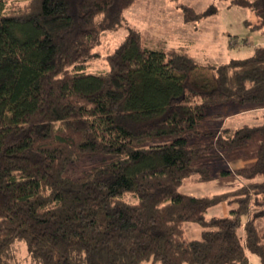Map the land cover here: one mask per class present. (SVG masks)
<instances>
[{"label": "trees", "instance_id": "obj_1", "mask_svg": "<svg viewBox=\"0 0 264 264\" xmlns=\"http://www.w3.org/2000/svg\"><path fill=\"white\" fill-rule=\"evenodd\" d=\"M19 1L0 0V264H15L20 241L34 264H264V111L261 124L224 127L214 142L198 131L217 103L264 108V47L201 65L206 76L185 47L149 49L131 30L107 69L89 72L101 33L137 0ZM171 1L186 23L207 14ZM229 5L264 26V0ZM255 135L234 187L180 191L214 180L211 160ZM222 203L226 214L206 218Z\"/></svg>", "mask_w": 264, "mask_h": 264}, {"label": "rangeland", "instance_id": "obj_2", "mask_svg": "<svg viewBox=\"0 0 264 264\" xmlns=\"http://www.w3.org/2000/svg\"><path fill=\"white\" fill-rule=\"evenodd\" d=\"M25 0H20L22 3ZM230 0H178L179 3L192 7L202 16L195 22L186 23L181 10L171 0H137L124 11L123 19L116 30L101 33V41L95 49L99 54L91 59L84 70L100 72L107 69L105 55L112 51L131 30L142 32L145 44L157 49H169L182 46L196 58L200 67L196 70L208 76L210 70L201 65H217L230 59H242L253 53L254 47H264V26L254 27L256 18L246 8L229 5ZM181 44V45H180ZM196 84H199L196 82ZM263 107L251 104L217 103L206 109V118L199 123L200 133L211 130L214 136L199 135L203 142H214L219 130L224 127L236 128L242 124L258 125L263 119ZM260 137L255 135L247 144L230 152L218 153L211 160L216 169L215 179L207 183H186L180 191L186 194L202 196L231 189L238 182L236 170L250 165L255 159V151ZM87 168V167H83ZM227 169L229 174L221 175L219 171ZM127 200L134 201L128 195ZM228 207L218 204L206 210V218L226 214ZM259 229H264V220L257 222ZM185 233L190 239L199 237L200 228L193 222L184 225ZM9 259L15 264H34L29 256L26 243L14 242L9 252ZM256 260L255 255H251ZM253 261V262H254Z\"/></svg>", "mask_w": 264, "mask_h": 264}, {"label": "crops", "instance_id": "obj_3", "mask_svg": "<svg viewBox=\"0 0 264 264\" xmlns=\"http://www.w3.org/2000/svg\"><path fill=\"white\" fill-rule=\"evenodd\" d=\"M180 45H181V44H180ZM145 46H146L147 48H149V49H157V48H152V47H150V46H148V45H146V44H145ZM157 50H160V49H157ZM251 160H252V161L250 162V164L254 161V158H252ZM223 215H224V214H223Z\"/></svg>", "mask_w": 264, "mask_h": 264}]
</instances>
